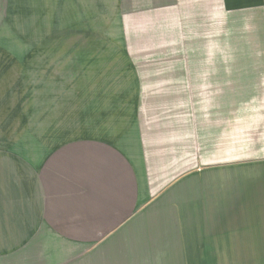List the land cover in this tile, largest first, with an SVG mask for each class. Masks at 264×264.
Instances as JSON below:
<instances>
[{"label": "crops", "instance_id": "1", "mask_svg": "<svg viewBox=\"0 0 264 264\" xmlns=\"http://www.w3.org/2000/svg\"><path fill=\"white\" fill-rule=\"evenodd\" d=\"M17 21L0 264H264V0H0Z\"/></svg>", "mask_w": 264, "mask_h": 264}, {"label": "rangeland", "instance_id": "2", "mask_svg": "<svg viewBox=\"0 0 264 264\" xmlns=\"http://www.w3.org/2000/svg\"><path fill=\"white\" fill-rule=\"evenodd\" d=\"M17 26H18V28H17V33H16V35L15 36H7V35H4V36H0V40H1V42H3V41H5V42H10L11 43V45H13V44H15V45H22V38H23V35H20L19 36V34H18V31L20 32V33H22V31H23V21H17ZM20 52H22V51H20Z\"/></svg>", "mask_w": 264, "mask_h": 264}]
</instances>
